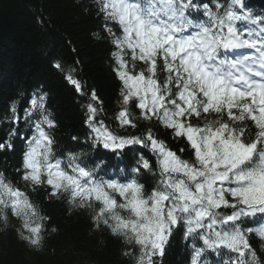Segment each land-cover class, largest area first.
I'll return each instance as SVG.
<instances>
[{
  "label": "snow or ice",
  "instance_id": "1",
  "mask_svg": "<svg viewBox=\"0 0 264 264\" xmlns=\"http://www.w3.org/2000/svg\"><path fill=\"white\" fill-rule=\"evenodd\" d=\"M95 3L120 82L112 117L118 130L97 120L104 102L96 88L89 90L59 59L52 66L86 98L80 107L89 150L103 148L113 156L131 150L134 165L114 179L98 176L99 161L89 166L83 152L57 156L52 132L58 122L46 94L34 93L23 110L26 119H36L31 136L23 138L20 179L65 198L70 211L89 213L94 230L134 243L140 249L136 264L163 258L177 232L193 241L187 264H262L249 236L264 240V219L249 218L264 217V11L254 13L244 0ZM241 49L247 51L236 52ZM9 111L10 123H19L15 102ZM153 123L185 147L174 149ZM17 133L10 129L0 151L15 150ZM136 146L154 154L155 163L144 151L137 154ZM145 174L151 186L141 182ZM10 216L21 222L18 237L40 250L50 218L0 172L5 229ZM212 254L221 259H206Z\"/></svg>",
  "mask_w": 264,
  "mask_h": 264
},
{
  "label": "trees",
  "instance_id": "2",
  "mask_svg": "<svg viewBox=\"0 0 264 264\" xmlns=\"http://www.w3.org/2000/svg\"><path fill=\"white\" fill-rule=\"evenodd\" d=\"M244 3L256 14L264 11V0H244ZM102 29L103 16L98 15L95 0H0V141L7 140L11 128L18 129L13 137L15 150L0 151V172L6 181L25 191L39 205L42 214L50 218L40 250L18 237L17 229H23L17 218L10 216L6 229L0 224V264H136L135 257L140 254L138 246L125 245L122 238L112 236L106 229L94 230L89 213L79 209L70 211L65 198L50 199L45 187L22 181L16 171L20 168L23 138L31 136V126L36 119H26L23 111L34 93L46 94L48 110L58 122L52 132L57 156L63 158L68 151L83 152L89 166L99 161L98 176L114 179H120L125 169L130 170L134 165L131 150L124 156H113L103 148L89 150L85 139L88 129L83 123L86 113L80 107L86 98L78 96L64 74L52 66L53 60L59 59L65 69H76V78L89 90L96 88L104 102L103 109L96 114L97 120H104L118 130L112 117L120 82L112 71V49L104 42L107 33ZM93 33H98L100 38ZM76 61L78 63L74 64ZM14 102L20 120L13 125L9 109ZM152 127L174 149L185 147L155 123ZM71 136H79V142L72 141ZM136 148L137 154L144 151L155 163L154 154L139 146ZM181 155L188 158L184 153ZM64 164L67 165L66 158ZM141 182L151 186L153 179L145 174ZM262 219L261 214L249 218L256 223ZM248 226L254 227L255 223ZM52 228L56 232H52ZM249 240L264 264V240L255 234L250 235ZM192 243L177 232L163 258H155V264H187ZM196 243L199 246V241ZM125 251L130 255H123ZM206 259L215 262L221 258L212 254Z\"/></svg>",
  "mask_w": 264,
  "mask_h": 264
},
{
  "label": "bare ground",
  "instance_id": "3",
  "mask_svg": "<svg viewBox=\"0 0 264 264\" xmlns=\"http://www.w3.org/2000/svg\"><path fill=\"white\" fill-rule=\"evenodd\" d=\"M30 94H32V92H31ZM32 186H33V185H32ZM35 187H37V186H35ZM48 197H49L50 199H54V197H50L49 195H48Z\"/></svg>",
  "mask_w": 264,
  "mask_h": 264
}]
</instances>
